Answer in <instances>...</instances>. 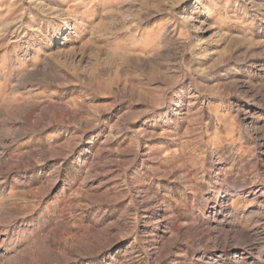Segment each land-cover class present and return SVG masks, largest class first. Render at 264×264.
I'll return each mask as SVG.
<instances>
[{"label": "rangeland", "instance_id": "obj_1", "mask_svg": "<svg viewBox=\"0 0 264 264\" xmlns=\"http://www.w3.org/2000/svg\"><path fill=\"white\" fill-rule=\"evenodd\" d=\"M0 264H264V0H0Z\"/></svg>", "mask_w": 264, "mask_h": 264}, {"label": "bare ground", "instance_id": "obj_2", "mask_svg": "<svg viewBox=\"0 0 264 264\" xmlns=\"http://www.w3.org/2000/svg\"><path fill=\"white\" fill-rule=\"evenodd\" d=\"M33 104H34V103H33ZM33 104H32V105H33ZM34 105H35V104H34ZM34 105H33V106H34ZM36 107H37V106H36ZM36 107H35V109H36ZM50 107H51V106H50ZM29 109H30V108H29ZM51 109H52V108H51ZM31 110H32V109H31ZM46 111H47V110H46ZM46 111L42 110V111L40 112V114H41V118H42L43 116L46 115ZM33 113H34V112H31V111H30V114H31V115H30V114H28V115H29V116H33ZM45 118H47V117L45 116Z\"/></svg>", "mask_w": 264, "mask_h": 264}]
</instances>
